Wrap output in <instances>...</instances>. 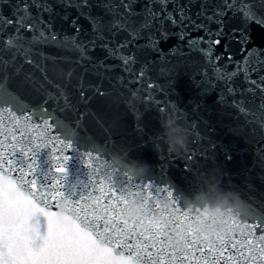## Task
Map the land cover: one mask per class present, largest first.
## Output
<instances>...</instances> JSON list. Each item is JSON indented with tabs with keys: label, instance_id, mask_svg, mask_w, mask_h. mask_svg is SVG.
Here are the masks:
<instances>
[{
	"label": "snow or ice",
	"instance_id": "6c2138e0",
	"mask_svg": "<svg viewBox=\"0 0 264 264\" xmlns=\"http://www.w3.org/2000/svg\"><path fill=\"white\" fill-rule=\"evenodd\" d=\"M94 7L104 14L93 15ZM81 18L91 26L92 39H79L88 35ZM58 22L75 35L59 40ZM254 28L261 30L264 41V0H0V264H264V210L244 205L226 218V234L205 240L188 227L196 219L170 184L161 186L163 182L148 176L133 179L109 162L92 138L81 135L89 103L108 95L103 83H112L113 77L105 73L119 68L122 74L115 76L114 87L137 85L131 90L134 99L156 105L160 121L174 115L188 133L182 156L167 150L170 161L180 159L186 172L200 174L199 162L207 160L209 142L205 144L198 124L188 121L186 113L157 99L168 93L150 73L157 62L170 63L161 44L175 37L181 46L168 55L196 51L212 69L214 79L202 73L205 93L223 82L219 102L239 92L242 99L230 105L238 116L246 125L264 123V44H255ZM121 33L125 38L117 41ZM49 44L78 54L77 64L92 60L90 52L97 48L105 53L91 65L100 82L85 86L79 77L75 103L59 84L55 92L42 87V102L35 106L23 98L37 83L31 73L23 72L24 66L44 72L34 50ZM234 48L243 54L242 60L234 59ZM228 65L234 70L227 71ZM171 71L161 67L159 74ZM241 73L244 89L232 85ZM245 96L260 101L255 110L247 106ZM69 113L72 120L67 119ZM152 139L163 140L162 132ZM259 152L264 156V147ZM137 195L145 204L143 219L129 224L122 216L128 198ZM159 216L168 219L170 235L183 230L182 246L169 243L155 223Z\"/></svg>",
	"mask_w": 264,
	"mask_h": 264
},
{
	"label": "water",
	"instance_id": "95a60500",
	"mask_svg": "<svg viewBox=\"0 0 264 264\" xmlns=\"http://www.w3.org/2000/svg\"><path fill=\"white\" fill-rule=\"evenodd\" d=\"M55 10L62 12L60 6H57ZM137 10H139V5ZM69 12L72 17L76 16L74 10L70 9ZM92 13L93 15L104 14L103 9L96 7L92 9ZM80 22L88 35L81 34L79 39H92L91 26L83 18ZM211 27L215 28V25ZM55 30L59 33L58 39L61 41L66 36L75 35L69 26L61 29L59 22ZM201 34L193 32L192 36ZM253 35L256 45L264 44L259 28H254ZM124 38L125 34L121 33L116 37V40L119 41ZM146 42V40L139 41L141 44ZM181 43L173 37L161 44V49L170 63L157 62L155 70L150 73V76L162 84L168 93L167 96L158 94L157 99L171 102L177 106L179 111L186 113L188 121L198 124L199 132L206 138L205 144L207 141L209 142L208 158L206 161L201 160L199 162L200 174L186 172L180 159L171 162L167 151L168 146L164 140L152 139L154 135L162 132L157 106L146 104L141 99H134L131 96V90H135L137 85L133 84L130 88L114 87L115 76L122 74L119 68L113 73H105V75L113 77L112 83L107 80L103 83V90L108 92V95L105 97L97 96L89 103V114L82 122L81 135L92 138L109 162H112L113 152H121L127 153L129 159L149 163L151 171L147 176L158 182H163L161 186L170 184L175 190V196L191 195L197 188V181L201 178V173L217 167L222 173L220 177L222 187L239 192L245 206L264 210V156L259 152V148L264 147V144H261L264 134L261 133L258 125H246L244 118L239 117L236 110L230 106L233 99H242L239 92L235 97L228 96L223 103H220L219 96L223 94V82H219L215 91L209 90L208 93L203 91L204 85L201 84V81L204 77L202 73L207 72L210 79L214 78L212 69L207 66L201 53L193 51L182 56L168 55L171 48L180 47ZM248 47L252 48L253 45L250 44ZM183 50L187 53L186 47ZM34 51V59L45 71L41 72L38 68L24 66L23 72L31 73L33 80L37 82L35 88L23 97L30 105L35 106L42 102V87L48 92H55V85L59 84L66 93L73 97V103H75L79 97L74 85L78 84L79 77H83L85 86L100 82L99 77L94 75L91 69L92 64L104 58L105 53L100 48L90 52L92 60H84L80 64L74 62L78 59V54L66 51L54 44L39 45ZM220 51L221 49H217V53ZM40 53H43V56ZM233 56L237 61L243 59V54L235 48L233 49ZM66 57L69 59H65ZM140 58L143 60V54ZM152 58L159 61L157 54H152ZM106 63L117 64L119 61L107 60ZM224 63V60L219 62L221 65ZM86 67L88 68L87 71L85 70ZM161 67L170 68L171 74L161 76L159 74ZM234 68V65H228L227 71L231 72ZM69 71L74 73L72 77L66 76ZM261 74L264 75V72ZM45 75L47 81L43 79ZM252 78H257L255 73L252 74ZM232 85L238 89L246 87L242 73L233 79ZM73 94L75 95L73 96ZM140 95L143 96V93ZM243 99L249 101L247 106L253 110H255V105L260 102L257 99L253 103L251 96H245ZM160 106L163 107L164 105L161 104ZM79 111H84L83 107ZM137 113L140 115L139 120L136 118ZM61 118L64 119L65 117L61 115ZM67 119L72 120L70 113ZM138 124L139 128L137 127ZM181 124L186 126V122L183 120ZM172 155L177 154L173 152ZM182 155L183 152L177 156ZM122 171L124 170L121 168Z\"/></svg>",
	"mask_w": 264,
	"mask_h": 264
},
{
	"label": "clouds",
	"instance_id": "9594fccd",
	"mask_svg": "<svg viewBox=\"0 0 264 264\" xmlns=\"http://www.w3.org/2000/svg\"><path fill=\"white\" fill-rule=\"evenodd\" d=\"M160 124L163 140L168 149L180 155L188 145V133L182 125L176 122L174 115L164 116ZM258 127L264 129V123H259ZM112 162L126 171L133 179L147 176L151 171L149 163L129 159L127 153L113 152ZM221 175L222 173L217 167L202 172L201 178L197 181L196 190L191 195H182L185 209L196 219V222L188 227L205 240L217 234H226V218L235 215L244 206L239 192L222 187ZM198 208L201 211H197ZM144 210L145 204L142 202L141 196L129 197L122 219L129 224L140 221L143 219ZM155 223L162 227L163 234L168 237L172 246H182L183 230H173L170 235L167 231L169 221L163 216L157 217Z\"/></svg>",
	"mask_w": 264,
	"mask_h": 264
}]
</instances>
